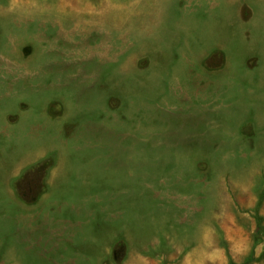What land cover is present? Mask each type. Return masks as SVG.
I'll return each mask as SVG.
<instances>
[{
    "label": "rangeland",
    "instance_id": "1",
    "mask_svg": "<svg viewBox=\"0 0 264 264\" xmlns=\"http://www.w3.org/2000/svg\"><path fill=\"white\" fill-rule=\"evenodd\" d=\"M0 264H264V0H0Z\"/></svg>",
    "mask_w": 264,
    "mask_h": 264
},
{
    "label": "bare ground",
    "instance_id": "2",
    "mask_svg": "<svg viewBox=\"0 0 264 264\" xmlns=\"http://www.w3.org/2000/svg\"><path fill=\"white\" fill-rule=\"evenodd\" d=\"M28 2H36V0H28ZM27 7H28V9L30 8V6H27Z\"/></svg>",
    "mask_w": 264,
    "mask_h": 264
},
{
    "label": "trees",
    "instance_id": "3",
    "mask_svg": "<svg viewBox=\"0 0 264 264\" xmlns=\"http://www.w3.org/2000/svg\"><path fill=\"white\" fill-rule=\"evenodd\" d=\"M258 242V240H256V243Z\"/></svg>",
    "mask_w": 264,
    "mask_h": 264
}]
</instances>
